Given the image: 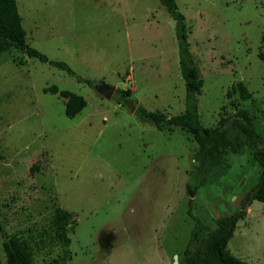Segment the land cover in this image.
<instances>
[{"label": "rangeland", "instance_id": "obj_1", "mask_svg": "<svg viewBox=\"0 0 264 264\" xmlns=\"http://www.w3.org/2000/svg\"><path fill=\"white\" fill-rule=\"evenodd\" d=\"M203 81L204 127L239 109L264 140V0H175ZM26 43L75 74L0 53V217L3 233L31 246L33 264H183L198 218L240 209L261 168L246 148L224 157L226 174L204 186L195 170L197 144L184 130L156 129L136 113L176 116L185 110L175 23L158 0H16ZM77 78L91 81L80 83ZM241 82L251 94L227 95ZM114 86L110 100L94 85ZM56 86L86 101L75 117ZM116 90H130L118 103ZM72 214L65 249L53 214ZM226 251L264 264V203L253 201ZM0 233V264H5ZM198 246V242L193 248ZM64 251H66L64 253Z\"/></svg>", "mask_w": 264, "mask_h": 264}, {"label": "trees", "instance_id": "obj_2", "mask_svg": "<svg viewBox=\"0 0 264 264\" xmlns=\"http://www.w3.org/2000/svg\"><path fill=\"white\" fill-rule=\"evenodd\" d=\"M158 1L175 23L179 71L185 86V110L171 117L159 112L147 111L143 107H138L135 113L160 131H172L174 128H179L192 136L197 144L193 159L201 186H204L211 178L225 176L227 170L224 157L228 154L241 156L246 148L252 149L253 158L261 168L257 184L240 200V209L232 215L215 219L214 230H210L198 218L193 217L195 226L190 231L188 246L183 251V264H248L228 253L226 246L233 236L237 222L245 219V209L253 201L264 203V140L257 133L253 118L246 109H239L231 115L222 117L215 127L207 128L201 124L198 96L201 93L203 81L199 68L190 53L185 17L178 11L175 0ZM11 48L24 52L28 58H35L75 76L65 63L48 60L45 55L26 43V33L22 27L16 0H0V53L7 52ZM260 58L264 61V53L260 54ZM77 81L92 84L91 81L81 78H77ZM43 91L58 94L65 100L64 112L69 118L78 115L86 106L83 97L70 91H60L56 86L44 88ZM116 94L118 103L125 104L127 102L125 99L130 98L131 91L116 90ZM231 94H238L244 102L251 98V94L241 82L231 86L227 95ZM71 216L70 212L61 207H56L53 214V232L62 241L65 249L69 244L66 227ZM0 233H2L1 245L5 255V264H33L29 243L18 234L3 233L1 217ZM197 242L198 246L193 248Z\"/></svg>", "mask_w": 264, "mask_h": 264}, {"label": "water", "instance_id": "obj_3", "mask_svg": "<svg viewBox=\"0 0 264 264\" xmlns=\"http://www.w3.org/2000/svg\"><path fill=\"white\" fill-rule=\"evenodd\" d=\"M94 90L106 100H110L114 94L115 87L99 83L94 85Z\"/></svg>", "mask_w": 264, "mask_h": 264}, {"label": "flooded vegetation", "instance_id": "obj_4", "mask_svg": "<svg viewBox=\"0 0 264 264\" xmlns=\"http://www.w3.org/2000/svg\"><path fill=\"white\" fill-rule=\"evenodd\" d=\"M228 216V215H227Z\"/></svg>", "mask_w": 264, "mask_h": 264}]
</instances>
